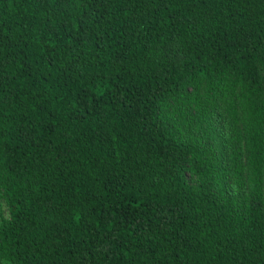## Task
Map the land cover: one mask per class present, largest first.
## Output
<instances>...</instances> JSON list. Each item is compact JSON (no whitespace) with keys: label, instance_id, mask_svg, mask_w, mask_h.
<instances>
[{"label":"trees","instance_id":"16d2710c","mask_svg":"<svg viewBox=\"0 0 264 264\" xmlns=\"http://www.w3.org/2000/svg\"><path fill=\"white\" fill-rule=\"evenodd\" d=\"M0 264H264V0H0Z\"/></svg>","mask_w":264,"mask_h":264}]
</instances>
